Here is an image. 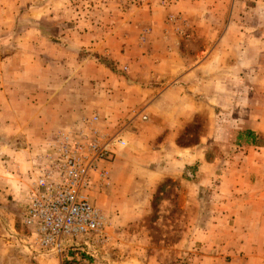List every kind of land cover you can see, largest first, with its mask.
Wrapping results in <instances>:
<instances>
[{
	"label": "rangeland",
	"instance_id": "374dc122",
	"mask_svg": "<svg viewBox=\"0 0 264 264\" xmlns=\"http://www.w3.org/2000/svg\"><path fill=\"white\" fill-rule=\"evenodd\" d=\"M145 1L0 0V82L8 89L5 95L17 106L18 114L26 117L33 102L43 104L40 115L47 119L71 112L72 116L56 126L58 130L76 124L80 115L96 114L97 125L104 133L117 134L125 141L109 162L98 165L107 170L109 183L91 191L93 202L107 219L103 242L87 241L86 245L68 251L65 257V252L44 254H50L60 264H243L241 253L223 249V245L231 243L224 236L226 230L215 227L224 222L227 215L224 210L233 197L241 195L240 189H230L225 184L231 181L232 174L217 172L210 178L205 175L196 188L180 189L176 179H163L160 175V167L165 164L160 158L154 163L148 157L136 156L141 148L132 136L136 128L127 127L126 119L119 122L118 118L128 116L134 96L139 95L119 90L120 85L127 84L131 72H137L136 66L128 69L133 56L124 52V45L96 48L86 41L88 31L91 37L95 36L93 28L84 27L87 20L101 28L108 27L122 18L120 12L133 10ZM174 1L153 0L159 4ZM214 3L221 5L215 17L222 25L229 20H264V0H214ZM35 6L44 7L43 17L33 18ZM112 6L118 14L111 13ZM255 6L259 9H253ZM177 19L168 16L176 32L183 35V26ZM34 24L41 27L40 33ZM144 31L146 28L139 29L138 36ZM196 43L189 47L196 49ZM199 48L204 49L201 45ZM217 112L226 111L218 108ZM193 119L178 141L185 147L199 145V161L193 165L202 167L209 161L215 163L216 169L230 164L239 166L247 151L259 148L264 151V134L248 130L252 134L247 135L245 129L239 130L225 121L227 114L217 113L216 128L220 130L216 139H208L205 116ZM150 165L153 168H147ZM188 165L186 169L191 172L192 165ZM21 206V203L9 206L17 229L22 228Z\"/></svg>",
	"mask_w": 264,
	"mask_h": 264
},
{
	"label": "crops",
	"instance_id": "0c3cea01",
	"mask_svg": "<svg viewBox=\"0 0 264 264\" xmlns=\"http://www.w3.org/2000/svg\"><path fill=\"white\" fill-rule=\"evenodd\" d=\"M206 1L175 0L159 4L147 0L133 10L120 12L122 18L108 27L101 28L87 20L83 25L93 28L95 36L91 37L88 31L85 37L96 48L106 44L124 45V52L133 56L128 69L136 66L137 72L128 74L127 84L118 89L139 95L134 96L135 102L126 118L119 116L120 112L117 115L119 122L126 119L127 127L136 128L132 136L141 147L136 156L148 157L154 163L160 158L165 162L160 175L163 179H176L180 189L196 188L205 175L210 178L217 172L232 174L231 181L225 184L230 189H240L241 195L233 197V202L225 208L223 225L215 226L226 230L224 236L230 238L231 243L222 247L241 253L243 264H264L263 148L247 151L239 166L230 164L216 169L215 163L209 161L202 167L193 165L201 153L198 144L185 147L178 143L193 118L201 115L207 118L208 139H216L220 130L216 128L217 113L227 114L225 121L239 130L264 134V20H229L222 25L215 17L221 5L214 0ZM32 9L34 19L45 15L43 6ZM111 9L112 14L119 13L115 6ZM168 16H177L183 35L176 32ZM33 27L40 33L39 25ZM141 28L146 31L138 36ZM194 41L198 42L196 49L189 47ZM187 60L191 61L186 63ZM6 93L9 91L1 81L0 264H60L36 248L30 229L22 223L20 229L14 226L9 206L22 205L35 156L47 151L48 141L59 129L56 126L73 114L63 112L47 119L40 115L43 104L33 102L31 111L21 117ZM218 108L226 112H217ZM188 164L192 165L191 172L186 169Z\"/></svg>",
	"mask_w": 264,
	"mask_h": 264
},
{
	"label": "built area",
	"instance_id": "2783aa9c",
	"mask_svg": "<svg viewBox=\"0 0 264 264\" xmlns=\"http://www.w3.org/2000/svg\"><path fill=\"white\" fill-rule=\"evenodd\" d=\"M98 120L96 114L80 115L76 124L58 130L47 151L34 158L21 223L42 252H65V257L87 241L104 240L107 219L91 191L109 183L107 170L98 165L109 162L125 141L104 133Z\"/></svg>",
	"mask_w": 264,
	"mask_h": 264
},
{
	"label": "trees",
	"instance_id": "16d2710c",
	"mask_svg": "<svg viewBox=\"0 0 264 264\" xmlns=\"http://www.w3.org/2000/svg\"><path fill=\"white\" fill-rule=\"evenodd\" d=\"M247 135H250V134H252L250 131H248V130H246V132H245Z\"/></svg>",
	"mask_w": 264,
	"mask_h": 264
}]
</instances>
